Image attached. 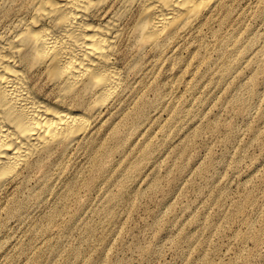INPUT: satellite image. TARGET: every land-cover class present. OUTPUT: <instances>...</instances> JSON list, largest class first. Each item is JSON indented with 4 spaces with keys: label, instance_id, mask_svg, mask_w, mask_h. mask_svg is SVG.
<instances>
[{
    "label": "rangeland",
    "instance_id": "1",
    "mask_svg": "<svg viewBox=\"0 0 264 264\" xmlns=\"http://www.w3.org/2000/svg\"><path fill=\"white\" fill-rule=\"evenodd\" d=\"M227 9L170 54L122 40L121 95L0 196V264H264V0Z\"/></svg>",
    "mask_w": 264,
    "mask_h": 264
},
{
    "label": "bare ground",
    "instance_id": "2",
    "mask_svg": "<svg viewBox=\"0 0 264 264\" xmlns=\"http://www.w3.org/2000/svg\"><path fill=\"white\" fill-rule=\"evenodd\" d=\"M227 3L0 0V196L52 156L61 169L66 153L82 143L102 108L121 95L120 44L125 37L136 46L137 56L145 50L154 56L167 49L173 53L215 13L227 15ZM242 47L240 38L233 37L225 60L229 68L244 61ZM254 59L264 73V57ZM129 68L135 71L137 62ZM114 134L119 139V131Z\"/></svg>",
    "mask_w": 264,
    "mask_h": 264
}]
</instances>
